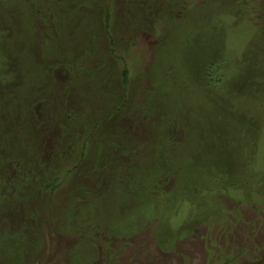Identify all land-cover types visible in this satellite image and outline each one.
Returning <instances> with one entry per match:
<instances>
[{
  "label": "rangeland",
  "instance_id": "374dc122",
  "mask_svg": "<svg viewBox=\"0 0 264 264\" xmlns=\"http://www.w3.org/2000/svg\"><path fill=\"white\" fill-rule=\"evenodd\" d=\"M263 74L264 0H0V264H264Z\"/></svg>",
  "mask_w": 264,
  "mask_h": 264
},
{
  "label": "trees",
  "instance_id": "16d2710c",
  "mask_svg": "<svg viewBox=\"0 0 264 264\" xmlns=\"http://www.w3.org/2000/svg\"><path fill=\"white\" fill-rule=\"evenodd\" d=\"M250 55L251 54H249L247 52L245 56H250ZM60 58L61 57H59V59ZM260 65H262V63ZM241 67H243V66H241ZM50 68L52 69V66H50ZM69 71L71 72L70 69H69ZM257 72H259V71H257ZM122 76H123V79H122V83L123 84L122 85H123V93H124L123 98H124V101L122 102L121 107H119L117 109H113L110 112L107 111V114L105 113L106 110L104 108L95 109L92 112H88L87 116H84V118H80V123L82 122V129H84L83 130L84 133H86L89 137L93 136V133L95 132V130L100 125L98 118H101L105 114L106 118L108 119L109 117L115 116L116 112H118L119 116L121 117L120 114L127 110L125 108V102L127 100V98L125 96V91L127 90L128 81H129V72H128V70H124L122 72ZM202 77H203V79H205L207 81L212 76H209L208 78H206L205 76H202ZM261 78L264 81V74H263V76ZM258 79L259 78H257V81H258ZM208 83L210 84V82H208ZM194 84L198 85L199 83H194ZM99 94H100V91L97 92L96 96L99 97ZM95 100H96V98H95ZM224 103L227 104L226 101ZM139 110L140 111H144L142 109H139ZM131 112H133V111H131ZM112 121L116 122V119H114ZM92 123H94V124H92ZM129 134H131V133H129ZM161 139H163V136L162 135H161V137L158 136L157 140H161ZM120 143L121 142L119 141V144ZM138 144H139V142L136 141L135 143H133L132 146L135 147V149H138V148H140V146ZM175 149H176V146L174 148H172L171 151H174ZM84 152H85V150H84ZM26 162L28 163V166L26 168H22V166H21L22 161H18L16 163L17 164V172L18 173L16 174L15 178L10 177L7 180V182L9 184V188H13L12 182L15 179L16 180L17 179L20 180V182L24 184V186L21 187L22 189L19 191L20 196L23 195L22 197H24L26 199L27 203L30 205V207H32V205L33 204L35 205V202L38 200L37 197H39L40 195L45 193L46 189H49V188L53 187V184L50 182V178L48 176L46 177V173L48 172V169L50 168V165H47V163L45 161H41L38 156L34 160H27ZM30 165L35 167V168L30 167ZM40 167H43V168L40 169ZM26 169H28V170H26ZM47 178H49V179L46 180ZM15 190H16V188H13L14 192H12V194L15 193ZM39 199H40V197H39ZM9 202H10L9 198L8 199H4V200L1 199V203L5 204V205H8ZM34 207L36 208L37 206L35 205ZM11 213H13L14 215H17L18 210L14 211V209L12 207ZM30 217L33 220H35V218H36L35 213H31ZM17 237H20V239L23 240V241H27L25 239V237H23V235L20 234V232L17 233Z\"/></svg>",
  "mask_w": 264,
  "mask_h": 264
}]
</instances>
